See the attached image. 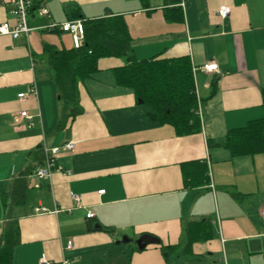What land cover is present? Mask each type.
<instances>
[{
    "label": "crops",
    "instance_id": "1",
    "mask_svg": "<svg viewBox=\"0 0 264 264\" xmlns=\"http://www.w3.org/2000/svg\"><path fill=\"white\" fill-rule=\"evenodd\" d=\"M13 1L0 0V25L16 23ZM38 1L49 16L28 15V39L0 36V243L9 223L20 230L11 264H185V228L207 218L212 239L192 248L202 264H264V154L209 146L264 118V0ZM108 16L125 19L137 60L190 57L200 133L178 136L153 119L117 85L113 69L125 60L116 59L80 83L82 113L58 128L62 102L42 54L73 46L69 34L44 28ZM210 63L219 72L201 69ZM21 112L32 119L16 123ZM69 142L52 177L36 179L44 147ZM190 162L206 164L208 183L186 184ZM167 246L180 249L166 260Z\"/></svg>",
    "mask_w": 264,
    "mask_h": 264
},
{
    "label": "trees",
    "instance_id": "2",
    "mask_svg": "<svg viewBox=\"0 0 264 264\" xmlns=\"http://www.w3.org/2000/svg\"><path fill=\"white\" fill-rule=\"evenodd\" d=\"M36 2L39 4L40 1ZM82 21L85 40L81 49L66 50L45 45L42 54L62 102L59 129H63L68 121L72 122L82 113L79 107L80 83L100 70L102 60L116 59L125 60L124 65L113 69L117 85L132 90L137 103L151 109L153 119L160 124L172 126L178 136L202 131L198 116L199 100L189 56H157L139 61L134 55L129 29L122 16ZM209 146L224 147L233 156L264 154V118L250 121L244 128L229 131L221 143L209 141ZM191 166L194 167V172L187 175L186 184L200 185L209 182L206 164L190 162L185 165L187 168ZM212 230L213 224L209 218L187 224L184 253L190 259L185 264H202L205 257L195 256L192 248L196 243L212 239ZM19 236L17 222L9 223L0 243V264H11ZM179 249V246L162 247L166 260L176 255Z\"/></svg>",
    "mask_w": 264,
    "mask_h": 264
},
{
    "label": "built area",
    "instance_id": "3",
    "mask_svg": "<svg viewBox=\"0 0 264 264\" xmlns=\"http://www.w3.org/2000/svg\"><path fill=\"white\" fill-rule=\"evenodd\" d=\"M36 0H14L13 7L11 9V13L15 18L16 23L11 26L8 23H4L0 25V36H11L14 39L26 38L28 39L32 29L29 28L27 19L28 15L32 11H37L40 16H49V11L45 6L36 7ZM231 14V7L227 5L220 6L217 15L221 19H226ZM44 29L48 31H59L64 34H69L72 40L73 49L78 50L81 49L85 40V26L82 20H74L68 21L61 24H50ZM201 69L205 73H215L219 72V65L217 63L203 64ZM35 91L32 88L30 94H33ZM27 94H20L19 99L25 100L27 98ZM198 116L202 117V112L200 105L198 106ZM20 118H25L27 120H31V116H28L26 112H21L19 117H16L15 122L18 123ZM33 126L34 124L31 123ZM75 148L74 142L66 143L62 146L48 148L44 147L43 155H44V166L38 169L34 177L40 181L44 179H49L52 177L53 172L56 168V161L59 154L63 151H73ZM103 194L104 191L99 192ZM77 205H80L81 198L79 196H73ZM45 208L36 209V212H46ZM95 215L93 212L89 211L87 214V218L91 219ZM260 217L264 221V209L260 211ZM73 247V241H69L66 247V250H70ZM40 264H51L45 258L40 260ZM64 264H72V261L66 260Z\"/></svg>",
    "mask_w": 264,
    "mask_h": 264
}]
</instances>
